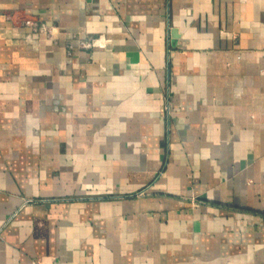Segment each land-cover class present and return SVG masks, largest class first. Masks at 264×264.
<instances>
[{
  "label": "crops",
  "instance_id": "1",
  "mask_svg": "<svg viewBox=\"0 0 264 264\" xmlns=\"http://www.w3.org/2000/svg\"><path fill=\"white\" fill-rule=\"evenodd\" d=\"M0 264H264V0H0Z\"/></svg>",
  "mask_w": 264,
  "mask_h": 264
},
{
  "label": "built area",
  "instance_id": "2",
  "mask_svg": "<svg viewBox=\"0 0 264 264\" xmlns=\"http://www.w3.org/2000/svg\"><path fill=\"white\" fill-rule=\"evenodd\" d=\"M139 195H142V194H139Z\"/></svg>",
  "mask_w": 264,
  "mask_h": 264
}]
</instances>
